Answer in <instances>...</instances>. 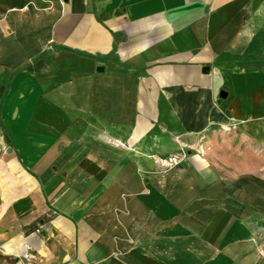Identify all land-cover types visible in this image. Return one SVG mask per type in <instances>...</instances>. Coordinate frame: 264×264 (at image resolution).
<instances>
[{
  "label": "crops",
  "instance_id": "1",
  "mask_svg": "<svg viewBox=\"0 0 264 264\" xmlns=\"http://www.w3.org/2000/svg\"><path fill=\"white\" fill-rule=\"evenodd\" d=\"M0 264H264V0H0Z\"/></svg>",
  "mask_w": 264,
  "mask_h": 264
},
{
  "label": "built area",
  "instance_id": "2",
  "mask_svg": "<svg viewBox=\"0 0 264 264\" xmlns=\"http://www.w3.org/2000/svg\"><path fill=\"white\" fill-rule=\"evenodd\" d=\"M119 146L124 147V144L122 142L117 143ZM180 162V157L178 155H169L167 157L163 158H156L154 159V163L163 169H168ZM27 250L30 249L29 246H25ZM29 256V253H24L22 255L23 258H27Z\"/></svg>",
  "mask_w": 264,
  "mask_h": 264
}]
</instances>
